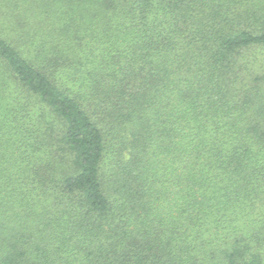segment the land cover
<instances>
[{"label": "trees", "instance_id": "trees-1", "mask_svg": "<svg viewBox=\"0 0 264 264\" xmlns=\"http://www.w3.org/2000/svg\"><path fill=\"white\" fill-rule=\"evenodd\" d=\"M0 264H264V0H0Z\"/></svg>", "mask_w": 264, "mask_h": 264}]
</instances>
